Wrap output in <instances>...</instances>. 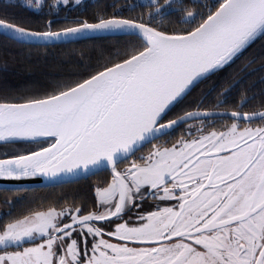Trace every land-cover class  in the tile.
Listing matches in <instances>:
<instances>
[{"label": "snow or ice", "instance_id": "snow-or-ice-1", "mask_svg": "<svg viewBox=\"0 0 264 264\" xmlns=\"http://www.w3.org/2000/svg\"><path fill=\"white\" fill-rule=\"evenodd\" d=\"M0 35L21 48L122 38L66 76L0 86V180L110 176L90 202L0 183V264H264V47L249 53L264 0H124L91 15L82 0H0Z\"/></svg>", "mask_w": 264, "mask_h": 264}, {"label": "trees", "instance_id": "trees-1", "mask_svg": "<svg viewBox=\"0 0 264 264\" xmlns=\"http://www.w3.org/2000/svg\"><path fill=\"white\" fill-rule=\"evenodd\" d=\"M24 3L21 0H12V3ZM124 0H82V3L87 6V14L91 15L97 7H104L106 5H111L113 3H123ZM111 10L110 8L108 9ZM12 12L29 17L35 26L41 20V17L34 15L32 12L26 10L23 7L13 8ZM115 37H102L90 40H83L75 44L70 45H59L54 48H21L20 46L7 42L2 35H0V86L7 83L10 87L22 88L29 84H44L52 80L58 74H64L65 76L72 71L77 70L76 61L80 59L81 53L85 57L92 56L95 57L96 52L100 48H110L113 44L117 42ZM261 47H264V41H257L253 44L252 48L249 49V53L258 52ZM247 55V53H246ZM4 61L8 62L9 69L7 72L2 70V65ZM239 64L236 65L238 67ZM235 66V65H234ZM232 67L236 69L235 67ZM232 68H226L220 77H213V81L221 79L226 74L229 75L233 72ZM82 70V69H80ZM211 83V82H209ZM206 88L205 85H200L190 96V100L196 98L199 94H195L199 90ZM189 99V98H188ZM21 148L23 146H17ZM5 149L0 146V152ZM11 150V149H9ZM67 186V185H66ZM60 186L56 189L47 188H35L41 190L42 196H49L50 198L64 195L69 199L77 197L80 194L76 187H71L69 189H64ZM86 188V187H85ZM84 190V189H82ZM84 197L88 196L83 192ZM0 207L3 208V196L0 195ZM19 207L20 211H23V207Z\"/></svg>", "mask_w": 264, "mask_h": 264}, {"label": "flooded vegetation", "instance_id": "flooded-vegetation-1", "mask_svg": "<svg viewBox=\"0 0 264 264\" xmlns=\"http://www.w3.org/2000/svg\"><path fill=\"white\" fill-rule=\"evenodd\" d=\"M21 2L24 3L25 0H21ZM240 63H241V61H240ZM237 64H239V61H237ZM236 65L234 66L235 68H237ZM232 70L234 71L235 69L232 68ZM227 76L228 75L226 74L224 77H227ZM259 76H260V74L257 73V75L251 77V79L258 81ZM205 87H207V85H205ZM257 87L259 88L260 85L258 84ZM195 94L196 95L197 94H200V90L198 92H196ZM194 99H191L190 100V97H189L188 101H186L185 103L186 104L191 103L192 101H194ZM177 111H179V109H177ZM182 130L183 129H177V131H176V133L174 135H177L178 136ZM149 147H150V145H145V147H144V149L142 151H145L146 152ZM105 179H110V176L108 175V173L101 172V173H98L97 175L89 176L86 179L83 178V179L78 180V181L66 183V184H64V186H66V185L67 186L66 187H63V188L64 189H69L71 187H73V188L76 187V190H78L80 192V194H77L76 199L77 200H84V201H89L90 202L91 201V198L94 195V187H95V185L98 184V183H101ZM82 189H84V190H82ZM83 192H85L86 195H88V196H85L84 197ZM0 211H3V208L0 207Z\"/></svg>", "mask_w": 264, "mask_h": 264}, {"label": "water", "instance_id": "water-1", "mask_svg": "<svg viewBox=\"0 0 264 264\" xmlns=\"http://www.w3.org/2000/svg\"><path fill=\"white\" fill-rule=\"evenodd\" d=\"M83 179V178H81ZM79 179V180H81ZM78 181V180H75ZM74 182V181H73ZM0 183H20L31 188H44V180L42 178L28 179L22 181H3L0 180Z\"/></svg>", "mask_w": 264, "mask_h": 264}]
</instances>
